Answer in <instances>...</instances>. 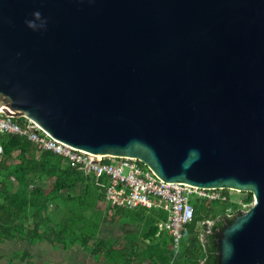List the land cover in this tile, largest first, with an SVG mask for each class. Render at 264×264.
Instances as JSON below:
<instances>
[{
	"label": "water",
	"instance_id": "water-1",
	"mask_svg": "<svg viewBox=\"0 0 264 264\" xmlns=\"http://www.w3.org/2000/svg\"><path fill=\"white\" fill-rule=\"evenodd\" d=\"M0 111L163 182L250 193L217 264H264V0H0Z\"/></svg>",
	"mask_w": 264,
	"mask_h": 264
},
{
	"label": "trees",
	"instance_id": "trees-1",
	"mask_svg": "<svg viewBox=\"0 0 264 264\" xmlns=\"http://www.w3.org/2000/svg\"><path fill=\"white\" fill-rule=\"evenodd\" d=\"M0 148V243L44 240L62 250L78 244L108 264H217V234L253 200L241 193L235 202L224 190L225 201L193 203L192 221L175 252L171 236L155 225L166 219L163 210L106 207L104 175L86 174L61 156L37 151L25 138L0 134ZM102 223L139 231L105 237Z\"/></svg>",
	"mask_w": 264,
	"mask_h": 264
},
{
	"label": "built area",
	"instance_id": "built-area-1",
	"mask_svg": "<svg viewBox=\"0 0 264 264\" xmlns=\"http://www.w3.org/2000/svg\"><path fill=\"white\" fill-rule=\"evenodd\" d=\"M22 119V123L18 124L14 118L0 111V134L25 138L37 151L61 156L86 174L104 175L107 180L104 189L106 207L163 210L166 219L158 220L155 225L158 231H165L171 236L175 252L185 226L192 221L193 203L226 200L224 190L163 182L134 158L98 156L74 149L52 138L32 120Z\"/></svg>",
	"mask_w": 264,
	"mask_h": 264
},
{
	"label": "crops",
	"instance_id": "crops-1",
	"mask_svg": "<svg viewBox=\"0 0 264 264\" xmlns=\"http://www.w3.org/2000/svg\"><path fill=\"white\" fill-rule=\"evenodd\" d=\"M103 208V206H102ZM109 224V223H108ZM107 223H102L101 232L111 230ZM100 232V233H101ZM119 236V235H118ZM117 237V236H116ZM27 253L26 259L18 255ZM0 264H108L96 260L89 255L80 245L74 244L66 250L51 245L46 241L30 244L19 239L0 243Z\"/></svg>",
	"mask_w": 264,
	"mask_h": 264
},
{
	"label": "rangeland",
	"instance_id": "rangeland-1",
	"mask_svg": "<svg viewBox=\"0 0 264 264\" xmlns=\"http://www.w3.org/2000/svg\"><path fill=\"white\" fill-rule=\"evenodd\" d=\"M229 196L232 198L233 201L235 202H240L241 201V197L242 194L238 193V192H233V191H229ZM251 206V204L249 205H242V209L244 211H246L247 209H249V207ZM108 224V223H107ZM110 225V224H108ZM208 225H211V222H208ZM109 228L111 229L109 232V236L112 237H116L118 235L123 234V232H138V228L137 226H132L129 224H124V225H117V226H109ZM107 232H101V235L106 236Z\"/></svg>",
	"mask_w": 264,
	"mask_h": 264
}]
</instances>
